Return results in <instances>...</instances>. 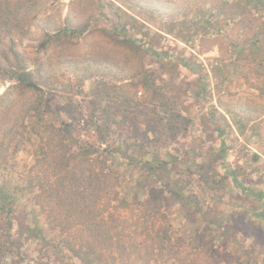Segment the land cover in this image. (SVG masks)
<instances>
[{
  "label": "rangeland",
  "instance_id": "obj_1",
  "mask_svg": "<svg viewBox=\"0 0 264 264\" xmlns=\"http://www.w3.org/2000/svg\"><path fill=\"white\" fill-rule=\"evenodd\" d=\"M221 1L224 0H0L10 12L6 22L0 16V66L6 64L4 55L10 56L9 47L21 56L28 70L40 64L46 92L53 93L58 104L67 103L74 95L73 100L83 105L94 83L119 85L138 69L140 57L131 50L113 47L108 38L113 28L110 16L117 9L141 19L152 32H161L160 46L191 65L176 72L171 84L173 88H185L181 101L192 124L184 140L174 139L170 144L178 152L188 151L189 157L184 161L180 158L179 172H171L170 177L183 184L189 181L185 191L192 199L197 196L201 211L192 204L191 213H186L170 202L160 211L172 225V244L179 247L176 258L167 259L169 264H175L173 260L179 264H264V221L260 217L264 213V0H226L229 5L236 3L239 9L246 4L251 13L241 17L232 15L233 7L224 13L218 11L215 7ZM61 31L68 34L62 38L66 44L61 49L38 50L45 36ZM143 62L147 66L152 60L146 57ZM155 68L152 63L149 69ZM169 77L171 74L165 83H169ZM83 78L88 80L80 89ZM198 84L205 89L200 90L202 85L200 88ZM12 85L0 72V96L8 94L4 102L11 108L0 124V136L16 120L21 108L33 100L29 94L12 89ZM80 90L83 94L78 93ZM139 91L142 94L135 96L138 100L144 97ZM120 102L115 99L108 110L118 123L112 124L110 136L128 145L140 144L150 110L153 108L159 116L164 113L150 102L123 111L115 105ZM148 110L149 115L144 116ZM217 126L222 136L215 133ZM220 139L226 144V164L217 168L219 178L212 180H223L216 185L208 182L205 186L214 188L208 187L197 195V178L188 177L186 168L192 166L194 171L202 161L209 163L218 151ZM133 151L130 148L129 153ZM150 154L148 159L155 154L156 158L163 157L164 153L160 150ZM26 160L19 155L16 165H9L7 171H18ZM124 171V177L129 179L127 191L144 199L142 193L147 190L144 186L148 180L139 187L133 182L139 177L145 179L146 172L132 166ZM228 171L235 174L236 182ZM132 184L134 189H130ZM15 205L18 216L25 217L28 225L43 224L30 197L18 195ZM161 217L156 216V220L164 228ZM193 218L197 222L187 224ZM197 234L201 240L196 244L193 238Z\"/></svg>",
  "mask_w": 264,
  "mask_h": 264
},
{
  "label": "trees",
  "instance_id": "obj_2",
  "mask_svg": "<svg viewBox=\"0 0 264 264\" xmlns=\"http://www.w3.org/2000/svg\"><path fill=\"white\" fill-rule=\"evenodd\" d=\"M245 6L242 4L239 9L236 3L229 5L224 0L215 8L224 13L233 7L232 15L241 17L251 13ZM9 14L0 3V16L5 22ZM110 17L113 28L108 38L113 47L138 55L139 67L119 85L94 83V90L83 105L73 100L74 95L67 103H56L53 93L46 92L40 64L28 70L12 47L8 48L10 56L4 55L6 64L0 66V72L12 82V89L29 94L33 100L21 108L16 120L0 136V264H169L167 259L176 258L179 247L172 244V225L160 211L169 202L186 213H191L192 204L201 211L197 196L192 199L185 191L189 181L183 184L170 177L171 172H179L180 158L189 159L188 151L178 152L170 144L174 139L184 140L192 124L181 101L185 88H173L171 84L176 72L192 67L160 46L162 33L152 32L141 19L119 9ZM67 35L61 31L45 36L38 50L61 49L66 44L62 38ZM146 57L151 58L155 69H149L152 63L145 65ZM169 74V83H165ZM86 80L79 81L80 89ZM201 85L198 84L200 88ZM139 89L144 97L138 100L136 94H142ZM204 89L202 85L200 90ZM7 95L0 96V124L11 110L4 102ZM205 98L210 99L206 94ZM115 99H121L120 105H115L123 111L150 102L164 113L159 116L153 108L150 110L140 144L128 145L111 138L112 124L118 123L108 110ZM146 114L149 110L144 111ZM215 133L224 134L218 126ZM218 146L209 163L202 161V156L194 171L192 166L186 168L188 177L197 178V195L208 187L214 188L206 187L208 182L216 185L223 180H212L219 178L217 168L226 164L224 139L218 141ZM130 148L133 154L129 153ZM160 150L163 157L156 158L155 154L147 158ZM19 155H24L26 162L18 171L8 172V166L16 165ZM129 166L146 172L145 179L139 177L133 182L139 187L148 180L144 186L147 190L142 193L144 199L127 191L129 179L124 177V170ZM228 173L236 182L235 174ZM133 184L130 189H134ZM18 195L32 199L42 225H28L25 217L18 216ZM156 216H162L166 227L159 225ZM260 217L264 221V213ZM196 222L193 218L187 224ZM200 240L199 234L193 238L196 244Z\"/></svg>",
  "mask_w": 264,
  "mask_h": 264
}]
</instances>
